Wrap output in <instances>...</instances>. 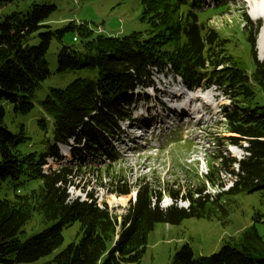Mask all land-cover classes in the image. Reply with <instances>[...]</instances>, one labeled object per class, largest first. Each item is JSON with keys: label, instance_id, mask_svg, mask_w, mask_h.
Segmentation results:
<instances>
[{"label": "trees", "instance_id": "1", "mask_svg": "<svg viewBox=\"0 0 264 264\" xmlns=\"http://www.w3.org/2000/svg\"><path fill=\"white\" fill-rule=\"evenodd\" d=\"M199 2L140 0V19L151 26L147 37L137 32L121 38L94 36L86 23L70 22L52 29L44 24L54 10L49 3L33 2L25 13L12 12L2 17L0 100L12 104L15 111L32 108L36 90L50 76L46 54L52 40L61 45L56 72L77 77L63 89H50L38 102L53 123V143L39 157L20 149L25 137L6 129L0 107V186L10 180L17 193L12 200L0 197V264L31 263L53 254L62 245L63 229L76 222L80 225L77 240L46 264H140L156 224L176 225L188 218H224L231 198L241 193L259 192L264 198V60L258 61L254 51L261 22L254 24L243 14L245 33L240 34L248 52L244 62L230 53L231 38L223 37L210 23L221 7L201 12L195 9ZM68 32L75 33L76 41L72 38V42L78 41L77 45L63 44ZM152 69H169L189 89L215 86L226 95L232 103L229 109L222 108L227 131L232 134L227 141L240 148L241 143L246 144L242 148L245 155L235 160L214 152V161L207 160L204 183L187 190L179 187L178 181L157 188L144 178L129 183L113 175L105 184L111 194L128 196L136 187L135 201L130 202L119 224L118 216L111 214L105 204L99 205L93 193H88L86 200L70 199L67 188L81 178L80 164L85 157L115 162L109 140L118 133L123 102L127 93L149 84ZM40 125L44 128L43 123ZM70 139L77 144L84 141L82 149L72 148L79 165L59 166L44 173L45 159L58 156L56 144L67 146ZM213 141L219 149L222 141ZM223 168L229 177L233 176L232 185L213 195L207 193L205 183L213 188L224 187L217 181V173ZM105 172H109V166ZM20 177L39 180L40 185L21 195L16 189L21 185L17 183ZM175 183L177 188H173ZM98 184L103 187L101 179ZM164 196L183 200L187 207L171 205L163 209L159 204ZM35 213L54 224L20 241L18 235ZM172 264H264V241L251 225L210 256L194 258L191 248L185 245L175 254Z\"/></svg>", "mask_w": 264, "mask_h": 264}, {"label": "rangeland", "instance_id": "2", "mask_svg": "<svg viewBox=\"0 0 264 264\" xmlns=\"http://www.w3.org/2000/svg\"><path fill=\"white\" fill-rule=\"evenodd\" d=\"M218 1L223 7L211 17V24L223 37L231 38L230 53L247 62V47L244 40L241 39L240 32L245 33L242 22L244 13L253 23L256 21L251 18V14L256 12L255 1ZM245 1H248L249 4ZM33 2L49 3L54 6V10L44 20V24L49 25L52 29L62 28L70 22L76 25L86 23L94 36L121 38L133 32L141 33L143 37H147L151 28L147 20L142 21L140 19L142 13L140 0H13L5 4L0 3V21L2 17L12 12L25 13ZM208 6L209 4L201 3L199 8L204 10L209 8ZM75 36L73 32L66 33L63 44L67 46L77 45L78 41L72 42V38ZM257 39L258 35L254 40L256 59L263 61L264 58L260 55ZM60 46L56 40H52L46 54L50 76L36 90L32 102L33 106L30 110L26 112L15 111L12 104L0 100V107L4 110V126L13 134L22 133L25 140L20 149L24 153H35L37 157L46 152L53 143V123L43 113L38 102L45 98L50 89H63L77 77L71 73L56 72V56ZM176 86V79L167 77V74L155 75V70L152 69L149 87H137L132 93H128L127 100L122 106L123 118L117 122L119 129L122 132L124 128L134 123V118L141 117V114L155 115V110L147 109L150 102H153L152 94L164 99V101L159 100L160 102L153 103L160 105L156 106V110L160 109L164 114V110L161 109L164 102L171 109L169 112L167 108L166 113L173 116L176 109L186 106L185 103L190 104L192 116L195 119H201L200 122L186 125L184 122H178L177 117L173 116L174 119L171 121L173 128L171 130L156 125L151 129L139 131V138L134 136L126 138L119 134L118 142L117 137L110 141L115 162H109L103 157L96 160L91 156L85 157L84 163L80 164L81 178L75 186L67 188L70 199L86 200L87 194L93 193L97 203L99 205L105 204L111 214L118 216L119 224H122L123 216L127 214L130 202L135 199L136 187L128 196L111 194L105 188V184L113 175L122 176L129 183H136L138 178H144V180H150L157 188L162 184H174L175 181H178L179 187L182 186V189L187 190L192 186H199L201 181L204 183L202 179L207 169V160L214 161L212 157L214 152L220 151L222 155L235 160L243 158L245 153L242 148L245 144L241 143L242 148L229 144L227 140L231 134L228 133L225 122H220L218 116L219 113H222V107L225 106L228 109L231 107L232 103L228 97L218 90L210 88L207 92L194 91L185 95V98L181 100L174 96L176 90L180 89ZM187 96L195 97L199 103H190L188 100L190 97L186 102L183 99H186ZM158 98L155 100L158 101ZM203 103L207 106L200 108L198 105ZM216 113L218 114L216 115ZM214 114L216 115L215 118ZM185 120L188 118L186 117ZM140 121L135 119L136 124H139ZM40 123L44 124V128L41 127ZM155 124H157L156 121L153 125ZM184 126H186L185 131L180 129ZM135 127L138 131V125ZM142 134L145 137L141 136ZM212 138L222 141L219 149L209 143ZM129 140L132 142L129 143ZM175 140L179 141L176 143ZM135 141L138 143L136 144ZM112 142L116 144L114 145ZM139 142L142 143L139 144ZM82 143L83 140L79 143V147L82 146ZM68 144L70 147H76L73 139ZM56 148L58 156L45 159L46 165L42 167L44 173L57 169L59 166L79 165L78 159L73 154L70 157L60 155L61 145L56 144ZM215 165L217 164L215 163ZM106 166H109V172H105ZM232 167L236 171L237 166L234 164ZM217 175V181L224 184L223 188L217 186L213 188L207 183L204 184L206 192L212 195L227 190L233 182V176L229 177L224 168ZM99 179H101L103 187L98 184ZM17 183L21 184L16 188L21 195L40 185L39 180L28 181L24 177H20ZM13 185L14 183L10 180L3 182L0 186V197L12 200L17 194ZM173 186V188H177L176 183ZM171 205L185 207L187 203L179 199L174 201L164 196L159 204L161 207ZM229 206L228 215L224 218H188L176 225L156 224L148 236L140 264H172L175 254L185 245L191 248L194 258L210 256L219 251L221 246L230 238L239 237L242 231L251 225H255L264 241V198L260 196L259 192L235 195L231 198ZM53 224L54 222L45 221L41 213H35L30 222L23 228L22 233L18 235V239L25 241L48 229ZM79 232L80 225L76 222L71 227L63 229L62 245L53 254L35 262L17 264H46L69 243L76 241Z\"/></svg>", "mask_w": 264, "mask_h": 264}, {"label": "bare ground", "instance_id": "3", "mask_svg": "<svg viewBox=\"0 0 264 264\" xmlns=\"http://www.w3.org/2000/svg\"><path fill=\"white\" fill-rule=\"evenodd\" d=\"M255 10H256V12H253L252 14H251V18H259V17H263L264 18V0H259V2H257L256 3V5H255ZM257 44H258V47H259V50H260V52H261V54L260 55H262V57L264 58V31H261L260 33H259V36H258V39H257ZM180 94V92H179V90H176V93H175V95L178 97V95ZM174 95V96H175ZM190 97V98H189ZM189 98V99H188ZM189 100L190 101V103L191 102H196V103H199L198 101L199 100H197L196 101V98L195 97H191V96H187V98L186 99H183V100ZM185 101H183V102H185ZM187 102V101H186ZM185 105L186 106H182L181 108H178V109H176L175 111H174V113L176 114V115H181V116H183L184 114H182V113H184V112H187L188 114H192L191 113V111L190 110H192V109H190V107H189V105H187L186 103H185ZM200 108H204V107H206L207 105L205 104V103H203V104H201V105H198ZM133 132H134V130H133ZM136 132H138L137 130H136ZM62 146V149H61V156H63V157H70V152H69V149H67V148H65V146H63V145H61Z\"/></svg>", "mask_w": 264, "mask_h": 264}]
</instances>
